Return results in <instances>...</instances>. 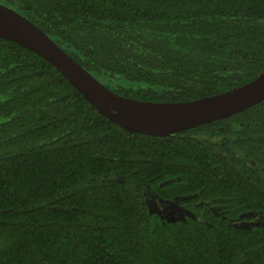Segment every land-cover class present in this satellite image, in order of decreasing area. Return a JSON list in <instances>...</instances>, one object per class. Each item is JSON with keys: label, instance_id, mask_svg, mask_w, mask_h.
Here are the masks:
<instances>
[{"label": "trees", "instance_id": "16d2710c", "mask_svg": "<svg viewBox=\"0 0 264 264\" xmlns=\"http://www.w3.org/2000/svg\"><path fill=\"white\" fill-rule=\"evenodd\" d=\"M0 2L126 97L193 100L264 71V0ZM168 202L173 220L150 206ZM0 264H264V99L136 132L0 38Z\"/></svg>", "mask_w": 264, "mask_h": 264}, {"label": "water", "instance_id": "95a60500", "mask_svg": "<svg viewBox=\"0 0 264 264\" xmlns=\"http://www.w3.org/2000/svg\"><path fill=\"white\" fill-rule=\"evenodd\" d=\"M0 38L17 42L41 55L102 114L136 132L173 134L230 116L264 99V71L240 86L193 100L157 102L120 95L84 68L34 22L2 2Z\"/></svg>", "mask_w": 264, "mask_h": 264}, {"label": "rangeland", "instance_id": "374dc122", "mask_svg": "<svg viewBox=\"0 0 264 264\" xmlns=\"http://www.w3.org/2000/svg\"><path fill=\"white\" fill-rule=\"evenodd\" d=\"M152 209L156 211L163 212L164 216L167 218L175 219L177 216L181 215L183 213L181 209L175 205L173 202H168V205L166 207H160L158 208L156 204H152Z\"/></svg>", "mask_w": 264, "mask_h": 264}, {"label": "flooded vegetation", "instance_id": "af4514ba", "mask_svg": "<svg viewBox=\"0 0 264 264\" xmlns=\"http://www.w3.org/2000/svg\"><path fill=\"white\" fill-rule=\"evenodd\" d=\"M152 204H153V203H150V206H151V207H152ZM152 208H153V207H152ZM180 209H181V208H180ZM181 211L183 212V210H182V209H181Z\"/></svg>", "mask_w": 264, "mask_h": 264}]
</instances>
